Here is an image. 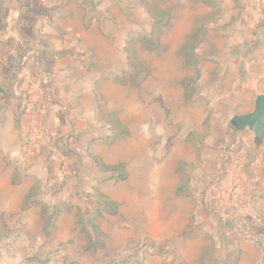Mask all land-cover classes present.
I'll return each mask as SVG.
<instances>
[{"label":"rangeland","instance_id":"rangeland-1","mask_svg":"<svg viewBox=\"0 0 264 264\" xmlns=\"http://www.w3.org/2000/svg\"><path fill=\"white\" fill-rule=\"evenodd\" d=\"M121 1L127 58L111 55L100 76L108 87L92 105L93 141L77 132L74 147L48 132L25 203L10 204L8 212L0 206V264H242L244 243L264 251L263 234L247 226H263L264 218L245 207L234 218L222 215L218 177H209L220 161L228 171L235 165L232 204L238 151L246 148L245 177L254 158L264 157V143L249 147L231 126L235 96H225V77L216 73L223 33H233L232 6ZM223 17L225 26L217 22ZM174 21L188 24L177 29ZM158 189L166 196L156 198Z\"/></svg>","mask_w":264,"mask_h":264},{"label":"crops","instance_id":"crops-1","mask_svg":"<svg viewBox=\"0 0 264 264\" xmlns=\"http://www.w3.org/2000/svg\"><path fill=\"white\" fill-rule=\"evenodd\" d=\"M227 5L232 6L235 22L230 36L223 33L216 73L225 77V96H235L230 107H238V112L232 116H244L254 111L257 97L264 95V0H217V10ZM124 10L121 0H0V206L6 205L7 212L10 204L25 203L32 172L42 167L41 162L33 164V160L46 150L49 133L74 147L77 132L93 141L88 136L95 128L90 126L87 131V125L93 118L94 103L98 106L97 97L101 98L108 87L99 82L100 76L106 75L111 55L127 58V36L122 35L127 26ZM224 17L217 21L222 26L229 15ZM174 22L177 29L188 24ZM174 34L179 37L181 30ZM33 99L46 109L39 115L37 131L27 147L31 117L23 105ZM47 101L51 102L49 106ZM247 131L238 132V136L244 135L245 143L249 147L254 144L257 150L255 136L251 139ZM68 132H75V139L69 140L65 135ZM245 150L238 151V198L230 204L235 165H227L228 171L222 161L209 175L218 177L214 183L218 193L213 195L219 199L222 215L234 218L233 212L245 207L264 218V157L252 155L257 165L245 171V177ZM201 178L208 187L205 172ZM158 187L161 189V185ZM160 189L156 198L166 196ZM206 195L195 197L204 200ZM21 213L26 214L23 210ZM30 215L24 217L29 219ZM241 252L242 264H264V251L255 245L246 242Z\"/></svg>","mask_w":264,"mask_h":264},{"label":"water","instance_id":"water-1","mask_svg":"<svg viewBox=\"0 0 264 264\" xmlns=\"http://www.w3.org/2000/svg\"><path fill=\"white\" fill-rule=\"evenodd\" d=\"M230 124L238 132L250 130L255 136L256 145L261 146L264 143V95L257 97L252 113L235 116Z\"/></svg>","mask_w":264,"mask_h":264},{"label":"built area","instance_id":"built-area-1","mask_svg":"<svg viewBox=\"0 0 264 264\" xmlns=\"http://www.w3.org/2000/svg\"><path fill=\"white\" fill-rule=\"evenodd\" d=\"M50 101H47V105H50ZM46 106V105H45ZM42 107L40 102L37 100H29L23 105V109L30 115L31 119L28 125V131L26 134V146H30V138L36 133L38 123H39V115L46 109V107Z\"/></svg>","mask_w":264,"mask_h":264},{"label":"trees","instance_id":"trees-1","mask_svg":"<svg viewBox=\"0 0 264 264\" xmlns=\"http://www.w3.org/2000/svg\"><path fill=\"white\" fill-rule=\"evenodd\" d=\"M26 111V110H25ZM54 217H49L47 219L51 220L53 219ZM253 221L250 220V223L247 224L248 228L253 232V234L255 235H261L263 234L264 236V225L263 226H253Z\"/></svg>","mask_w":264,"mask_h":264}]
</instances>
